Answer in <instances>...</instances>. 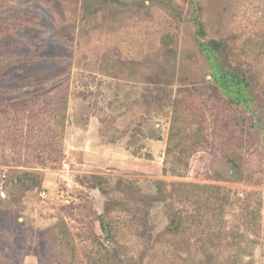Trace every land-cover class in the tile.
<instances>
[{
    "label": "rangeland",
    "instance_id": "obj_1",
    "mask_svg": "<svg viewBox=\"0 0 264 264\" xmlns=\"http://www.w3.org/2000/svg\"><path fill=\"white\" fill-rule=\"evenodd\" d=\"M98 242L115 264H264V0H0V264H100Z\"/></svg>",
    "mask_w": 264,
    "mask_h": 264
},
{
    "label": "trees",
    "instance_id": "obj_2",
    "mask_svg": "<svg viewBox=\"0 0 264 264\" xmlns=\"http://www.w3.org/2000/svg\"><path fill=\"white\" fill-rule=\"evenodd\" d=\"M192 23L196 28V45L199 50V53L206 59L210 66L211 76L213 81L215 82L217 88L225 95L231 104H235L236 106H245L247 110H250V104L253 99V82L252 79L241 69L239 68H226L221 63V57L228 51V46L222 42L215 39H207V34L204 29L203 23L200 20L199 15H195L192 19ZM68 27L63 28V31H66ZM178 135V132H177ZM175 137L170 136V141H174ZM28 175V174H27ZM23 181L22 178H18V183ZM157 191L154 194H149L144 196L147 200H150L151 203H161L165 201V197L167 195L164 186V182L157 181ZM107 185H109V181L106 178L101 177V188L105 187V191L107 190ZM119 188L126 187L132 190L133 183L130 181H126L125 183L119 181ZM182 186L187 189V197L188 201L192 203L193 198L199 197L200 199L205 201V199L210 202L211 206H214L216 209L222 207L228 203L225 201L226 197H222L220 195L221 187L218 186H198L193 184H185L182 183ZM136 190V187L134 186ZM220 195V196H219ZM114 202V201H113ZM118 203L114 202V205ZM175 223V222H173ZM106 229L112 234L114 230V226L110 224H106ZM108 231H106L107 234ZM109 237V236H108ZM108 240H113V238ZM99 248H97V246ZM95 250L101 254L100 264H115V259L117 256H111L109 254V250L100 242L95 244Z\"/></svg>",
    "mask_w": 264,
    "mask_h": 264
}]
</instances>
